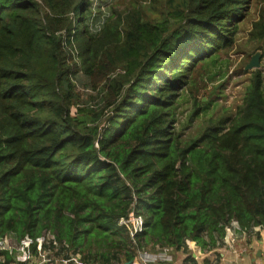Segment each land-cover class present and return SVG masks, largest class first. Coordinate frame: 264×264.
Listing matches in <instances>:
<instances>
[{"label":"trees","instance_id":"1","mask_svg":"<svg viewBox=\"0 0 264 264\" xmlns=\"http://www.w3.org/2000/svg\"><path fill=\"white\" fill-rule=\"evenodd\" d=\"M249 5L183 0L169 28L135 4L106 17L95 0H0V238L51 233L45 249L82 264H134L148 245L201 264L189 241L210 251L234 222L264 228L262 70L235 114L177 127L194 72L234 46ZM253 28L264 39L263 13ZM193 96L192 118L209 104Z\"/></svg>","mask_w":264,"mask_h":264},{"label":"rangeland","instance_id":"2","mask_svg":"<svg viewBox=\"0 0 264 264\" xmlns=\"http://www.w3.org/2000/svg\"><path fill=\"white\" fill-rule=\"evenodd\" d=\"M182 2L183 0H95V5H102L101 11L105 12L106 17L112 15L115 10L124 11L133 4L140 5L147 19L158 22L169 18L172 20L169 28H173L177 20L174 18L175 11ZM262 13L264 15V0H250L247 15L239 23L234 46L222 52L216 64L202 63L194 72L193 80L186 92L184 91L179 108L177 127L184 138L201 133L210 118L232 116L237 112L253 72V70H245V66L258 50H262L259 69L264 74V39L253 38L251 34L254 22L261 18ZM193 95L202 99L204 103L209 101L208 105H202L201 113L194 118L191 115L194 110ZM73 110H76V107ZM12 244L14 246L17 244L15 239ZM188 245L192 252L190 243ZM145 250L155 255L157 263L160 264L168 262L181 264L185 256L182 251L171 248L163 249L148 245Z\"/></svg>","mask_w":264,"mask_h":264},{"label":"built area","instance_id":"3","mask_svg":"<svg viewBox=\"0 0 264 264\" xmlns=\"http://www.w3.org/2000/svg\"><path fill=\"white\" fill-rule=\"evenodd\" d=\"M120 223L128 226L133 240H135L137 234L142 232L144 228V220L142 216L136 215L134 212H131L127 218H122ZM51 242L55 245L57 244L54 235L51 233L41 235L36 239L27 235L20 242H16L17 244L14 246L12 244V239L6 235L0 238V249H7L11 253H15L18 264H68L70 260L82 264L77 257L63 259L56 256L50 248L45 249L44 246L46 244H51ZM34 244L37 246V254L33 251ZM156 263L157 257L149 253L147 250L138 251V255L134 262V264Z\"/></svg>","mask_w":264,"mask_h":264},{"label":"crops","instance_id":"4","mask_svg":"<svg viewBox=\"0 0 264 264\" xmlns=\"http://www.w3.org/2000/svg\"><path fill=\"white\" fill-rule=\"evenodd\" d=\"M191 242L194 243L192 246ZM192 253L201 264L208 259L213 264H264V228L250 232L240 229L237 222L228 229L225 243L210 251H202L194 241H189ZM160 264V263H156Z\"/></svg>","mask_w":264,"mask_h":264},{"label":"water","instance_id":"5","mask_svg":"<svg viewBox=\"0 0 264 264\" xmlns=\"http://www.w3.org/2000/svg\"><path fill=\"white\" fill-rule=\"evenodd\" d=\"M262 55V50H258L255 54H253L251 60L246 64L245 70H254L259 69L261 67L260 57ZM196 257V254H193ZM132 261L127 262L126 264H131Z\"/></svg>","mask_w":264,"mask_h":264}]
</instances>
